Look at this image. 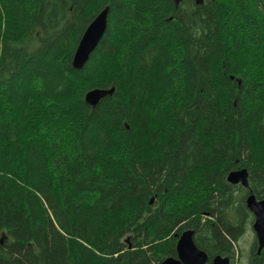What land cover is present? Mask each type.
Masks as SVG:
<instances>
[{
  "label": "trees",
  "instance_id": "obj_1",
  "mask_svg": "<svg viewBox=\"0 0 264 264\" xmlns=\"http://www.w3.org/2000/svg\"><path fill=\"white\" fill-rule=\"evenodd\" d=\"M248 190L264 198V0H0V264H157L187 229L236 264Z\"/></svg>",
  "mask_w": 264,
  "mask_h": 264
},
{
  "label": "water",
  "instance_id": "obj_2",
  "mask_svg": "<svg viewBox=\"0 0 264 264\" xmlns=\"http://www.w3.org/2000/svg\"><path fill=\"white\" fill-rule=\"evenodd\" d=\"M178 5L182 0H172ZM204 0H194L195 4H202ZM108 6L101 9L84 29L72 57V66L80 69L89 58L91 52L97 46L106 28ZM114 87L109 88L94 87L86 91L84 100L91 106H94L101 98L113 93ZM227 182L239 184L248 189V172L246 168H240L229 171L226 176ZM245 204L247 209L253 215L252 229L259 248H264V198L257 199L255 195L248 190L245 195ZM208 255L205 251L199 249L193 241V231L187 229L183 231L176 241V256L163 259L157 264H206ZM212 264H230L228 257L216 255L211 259Z\"/></svg>",
  "mask_w": 264,
  "mask_h": 264
},
{
  "label": "rangeland",
  "instance_id": "obj_3",
  "mask_svg": "<svg viewBox=\"0 0 264 264\" xmlns=\"http://www.w3.org/2000/svg\"><path fill=\"white\" fill-rule=\"evenodd\" d=\"M255 236V233L252 229V224L247 227L245 232L243 233L242 237L239 239V245L242 249L241 256L236 258V264H247V252L249 245Z\"/></svg>",
  "mask_w": 264,
  "mask_h": 264
},
{
  "label": "flooded vegetation",
  "instance_id": "obj_4",
  "mask_svg": "<svg viewBox=\"0 0 264 264\" xmlns=\"http://www.w3.org/2000/svg\"><path fill=\"white\" fill-rule=\"evenodd\" d=\"M193 231V230H192ZM194 241V240H193ZM195 243V242H194ZM196 245V244H195ZM197 246V245H196ZM200 249V248H199ZM207 263V262H206Z\"/></svg>",
  "mask_w": 264,
  "mask_h": 264
}]
</instances>
